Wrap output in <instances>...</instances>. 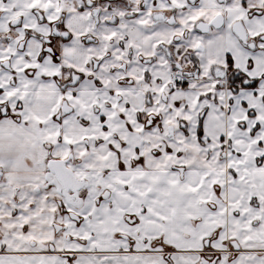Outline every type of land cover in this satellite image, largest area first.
Listing matches in <instances>:
<instances>
[{
	"label": "snow or ice",
	"instance_id": "6c2138e0",
	"mask_svg": "<svg viewBox=\"0 0 264 264\" xmlns=\"http://www.w3.org/2000/svg\"><path fill=\"white\" fill-rule=\"evenodd\" d=\"M0 264H264V0H0Z\"/></svg>",
	"mask_w": 264,
	"mask_h": 264
}]
</instances>
